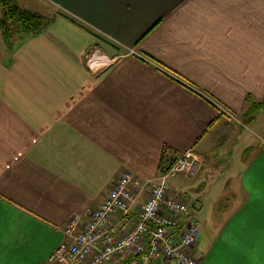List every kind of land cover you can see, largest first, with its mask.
I'll return each mask as SVG.
<instances>
[{
	"label": "crops",
	"instance_id": "1",
	"mask_svg": "<svg viewBox=\"0 0 264 264\" xmlns=\"http://www.w3.org/2000/svg\"><path fill=\"white\" fill-rule=\"evenodd\" d=\"M14 1L53 20L12 45L0 30V264H44L121 172L187 149L203 165L169 184L195 206L197 264H264V0Z\"/></svg>",
	"mask_w": 264,
	"mask_h": 264
},
{
	"label": "built area",
	"instance_id": "2",
	"mask_svg": "<svg viewBox=\"0 0 264 264\" xmlns=\"http://www.w3.org/2000/svg\"><path fill=\"white\" fill-rule=\"evenodd\" d=\"M85 60L94 72L112 61L103 57L98 47L90 48ZM203 163L202 156L187 149L163 165L154 178L140 179L130 171L121 172L98 205L69 216L63 229L68 239L44 264H108L117 254L126 256L119 264H197L192 254L200 231L199 222L191 218L195 206L171 194L169 179L192 176ZM142 198L135 222L117 234V229L109 226L113 215L127 216Z\"/></svg>",
	"mask_w": 264,
	"mask_h": 264
},
{
	"label": "trees",
	"instance_id": "3",
	"mask_svg": "<svg viewBox=\"0 0 264 264\" xmlns=\"http://www.w3.org/2000/svg\"><path fill=\"white\" fill-rule=\"evenodd\" d=\"M0 30L5 42L12 45L14 41L41 32L53 20L52 16L21 8L14 0H0ZM263 101H252L249 112L262 107ZM248 112V111H247Z\"/></svg>",
	"mask_w": 264,
	"mask_h": 264
},
{
	"label": "rangeland",
	"instance_id": "4",
	"mask_svg": "<svg viewBox=\"0 0 264 264\" xmlns=\"http://www.w3.org/2000/svg\"><path fill=\"white\" fill-rule=\"evenodd\" d=\"M99 52H100L101 55L104 57L103 51L99 49ZM110 63H111V62H108L107 65H103L102 67H99V68H98V71H102V69H103L104 67L108 66ZM243 131H244V130H243ZM178 180H183V178H179ZM185 181H186V180H185ZM189 182H191V181H189ZM185 190H186V188L180 190V193H179L178 195H182L183 197H185V196H186V193L184 192ZM181 193H182V194H181ZM189 195L192 196L191 191L189 192ZM191 196H189L190 200H191ZM187 199H188V198H187ZM191 201H192V200H191ZM191 201H189V202H191ZM170 263L173 264L172 262H170Z\"/></svg>",
	"mask_w": 264,
	"mask_h": 264
}]
</instances>
